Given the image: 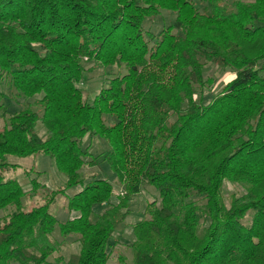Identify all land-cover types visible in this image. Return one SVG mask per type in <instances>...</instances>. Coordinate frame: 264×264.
I'll return each instance as SVG.
<instances>
[{"label":"trees","instance_id":"1","mask_svg":"<svg viewBox=\"0 0 264 264\" xmlns=\"http://www.w3.org/2000/svg\"><path fill=\"white\" fill-rule=\"evenodd\" d=\"M164 10L176 18L151 27ZM203 59L236 72L207 104L197 97L211 82ZM89 62L127 72L89 101L79 86ZM7 78L24 97L41 95V111L0 105V264H109L110 240L147 184L161 200L133 226L134 264H264V0H0V84ZM87 135L109 145L102 160L125 187L118 203L107 178L83 175L101 166L82 147ZM40 154L67 179L26 208L40 182L29 193L7 177L20 168L8 156ZM226 180L246 189L230 206ZM59 195L77 213L61 222ZM57 226L80 237L68 261L50 260Z\"/></svg>","mask_w":264,"mask_h":264},{"label":"rangeland","instance_id":"2","mask_svg":"<svg viewBox=\"0 0 264 264\" xmlns=\"http://www.w3.org/2000/svg\"><path fill=\"white\" fill-rule=\"evenodd\" d=\"M230 2L232 0H229ZM249 1V0H246ZM175 15V16H174ZM168 13V11H163L161 15L157 17L154 21V25L151 27H162L164 25L170 24L176 14ZM159 28V29H160ZM38 48V46L36 45ZM205 63L204 77L205 79H210L204 87L197 85V97L201 99L203 103H209L212 99L219 93H221L224 87L235 77V70L232 68L219 67L213 62L202 60ZM87 71L83 81L79 86L83 89L84 96L89 100L93 101L95 96L99 93L102 87L109 83V80L113 76H119V74H125L127 69L125 65H114L111 68L100 66L95 62H89L86 64ZM0 91L3 92L4 97L0 101V105H4L7 110V115L16 113L22 108L31 104L35 110L41 111L39 106L35 104V100L41 98V95H36L32 98H26L21 95L17 89L12 86L9 78L7 81L0 84ZM3 111L0 109V126L3 127L6 124V118L3 115ZM37 131L39 135L46 131V128L41 121L37 123ZM46 133V132H45ZM42 136V135H41ZM45 136V135H44ZM82 147L92 153L93 156L101 159V166H84L82 169L83 175L87 181L91 180L92 175L98 174L99 177L107 178L114 187V196L112 201L118 203V197L124 192L125 187L120 182L117 174L111 170L109 164L102 160L104 154L109 150V145L107 141L99 136H89L87 135L82 140ZM40 155L30 156V157H15L8 156V159L12 163H17L20 168L16 171L10 170L7 173V177H16L19 179L23 187L30 192L33 186L31 184V178H37L40 182V187L32 194L28 195L24 200V206L26 208H32L33 206L40 205L45 201L46 195L51 191L63 186L64 174L54 166V161L49 157L43 156L45 158L41 159ZM46 159V160H45ZM86 161L91 160L90 157L85 158ZM42 172L37 175L35 170ZM26 170H34L31 175L28 176ZM63 175V176H62ZM80 188H72L69 190L68 196L73 195ZM223 193L228 206L231 205L232 200L235 197H241L246 193L245 187L240 183H234L226 180L224 182ZM68 196L59 195L56 202L52 206V210L59 219V221H65L69 218L76 216V212L70 211L68 208ZM160 195L158 190L151 185H144L141 193L136 195L131 203L130 213L127 215L125 221L118 225L116 228L108 247V252L110 253L109 264H134V250L133 243L135 241V234L133 226L138 221L143 218L149 217V206L152 202L156 201L160 204ZM16 208L11 207L9 212L14 211ZM106 209L105 205H100L95 207V212L102 213ZM6 211H0V217L5 216ZM253 212H249L244 222L250 224L252 220ZM51 241L54 244L56 250L51 255L50 260L55 261L56 259L63 258L64 261H68L72 254L79 253L81 250V242L79 235L71 234L68 236H63L60 232L59 226L51 235ZM12 264H20L19 262H12Z\"/></svg>","mask_w":264,"mask_h":264},{"label":"crops","instance_id":"3","mask_svg":"<svg viewBox=\"0 0 264 264\" xmlns=\"http://www.w3.org/2000/svg\"><path fill=\"white\" fill-rule=\"evenodd\" d=\"M45 132H46V131H45ZM45 132L42 133L41 135L44 136V135L46 134ZM40 156H41V157H40L41 159L45 158V157H43L44 155H42V154H40ZM49 159H50V158H49ZM45 160H46V159H45ZM54 166H56V165L54 164ZM38 170L41 171L40 169H38ZM41 172H42V171H41ZM58 172H59V170H58ZM62 176H63V175H62ZM63 178H64L63 180H64V182H65L67 178H66L65 176H63ZM27 190H30V189H27ZM77 191H78V190H77ZM77 191H76V192H77ZM76 192H75V193H76ZM1 211H3V210H1Z\"/></svg>","mask_w":264,"mask_h":264}]
</instances>
